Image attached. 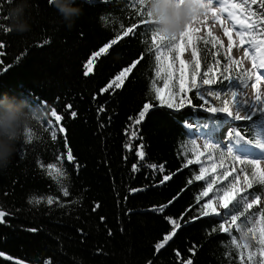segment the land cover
I'll return each mask as SVG.
<instances>
[{
  "label": "trees",
  "instance_id": "trees-1",
  "mask_svg": "<svg viewBox=\"0 0 264 264\" xmlns=\"http://www.w3.org/2000/svg\"><path fill=\"white\" fill-rule=\"evenodd\" d=\"M30 3L27 16L31 31L17 34L0 29V42L4 44L0 48V94L27 100L44 118L36 126L32 142H19L11 164L0 171V208L13 214L6 217L8 223L0 224V252L5 253L0 264H15L17 260L25 264H183L189 257L193 264H238L235 253L225 255L228 235L210 233L212 225L219 222L211 217L184 225L159 251L155 246L170 230L165 217H180L194 203L199 184L203 183L186 185L190 168L196 165L178 171L186 159L194 158L199 151L197 147L182 156L184 146L191 147L190 142L195 140L196 144L201 141L202 146L209 141L223 149L231 141L238 147L229 133L235 129L252 139L251 126L259 123L261 116L257 114L253 121H237L199 107L179 111L158 107L136 126L143 139L130 141L128 136L133 129L125 132L132 123L129 117L135 118L150 98V80L161 85L154 76L155 50H149L151 33L145 31L151 29L150 24H140L133 29L135 34L122 35L127 27L148 19L146 8L141 17L137 15L141 6H129L128 0H77L83 15L69 30L49 0ZM10 6L8 0H0V24L5 26L9 25L5 17ZM117 34L122 38L107 54L97 58L92 74L85 76L83 65L87 59ZM45 40L50 43L38 46ZM196 47L205 66L211 44L198 40ZM141 54L143 59L127 74L124 86L112 95H101L100 89ZM227 84L225 81L213 87L223 91ZM193 103L200 101L193 97ZM66 105H71V109L66 111ZM101 106L105 111L98 115ZM53 107L64 117L60 124L66 130L65 134H58L56 142L46 130V112ZM71 111L77 113L75 118ZM223 131L225 144L214 137ZM65 135L79 163L77 170L73 163L63 161L67 178H62L61 183L68 187V197L37 165V160L44 164L54 162V153L65 151ZM128 143L131 149L124 147ZM140 143L145 146L142 160L135 155ZM134 163L136 172H132ZM149 164L163 165V175H175L159 184L161 173L153 175ZM224 166H231L230 158L225 157ZM49 195L59 198V202L28 203L32 196ZM166 205L163 213L152 210ZM31 228L38 231H27ZM233 233L236 234L235 229ZM193 245L197 246L195 255L188 251ZM8 256L14 259L8 260Z\"/></svg>",
  "mask_w": 264,
  "mask_h": 264
},
{
  "label": "snow or ice",
  "instance_id": "snow-or-ice-1",
  "mask_svg": "<svg viewBox=\"0 0 264 264\" xmlns=\"http://www.w3.org/2000/svg\"><path fill=\"white\" fill-rule=\"evenodd\" d=\"M8 2L10 3V0ZM128 4L129 6L139 4L141 8L137 15L141 17L145 15L144 0H128ZM253 6L256 7L253 8ZM200 8L203 9V12L195 15L192 22L178 36L168 38L155 33L152 29H145L151 33L149 50H155L154 76L160 79L161 85L157 86L155 79L150 80V98L143 103L135 118L129 117L132 123L125 129V132L127 133L129 128H132L128 139L130 141L133 139L142 140L143 138L139 135V128L136 126L145 120L151 110L158 107L177 111L185 107H199L209 113H223L226 117H231L237 121H253V117L259 114L261 116L260 122H253L251 126L254 131L252 139H248L241 131L234 129L229 133V136L235 138V145L238 147H234L230 141L226 148L222 149L219 144L205 141L203 148L210 150L207 154L196 151L194 158L185 160L182 169L178 171L193 165L197 166L190 168L191 175L186 180V185L190 187L194 183H203L199 184L200 191L194 196V203L180 217L176 219L165 217L170 223V230L155 247L157 251L163 248L184 225L195 223L205 217H211L218 219L219 222L212 225L210 233H225L229 237L228 241L224 243L227 249L226 256H232L235 253L238 264H264V91L261 88V85L264 84V0H202ZM225 13L227 14L226 18ZM146 16L148 19H141L137 24L127 27L122 35L135 34L133 29L139 27L140 24H151V13L146 12ZM199 16H203L204 20L198 19ZM209 16L213 25L219 23L223 29V35L228 40L226 49L223 42L215 37L208 40L196 35L200 28L199 26L193 28V21L200 25ZM228 21L231 22L230 25ZM0 29L10 32L9 27L4 24H0ZM234 35L236 40H234ZM207 36L212 37V32L209 31ZM185 37H187L186 42L192 45L191 61L180 58V53L183 51L180 41L184 40ZM121 38L122 36L117 34L115 39L93 52L83 65L85 69L83 74L85 76L92 74L97 58L102 54H107L108 50L116 45ZM198 40H203L205 45L211 44V48L206 52V59H209V62L205 64L203 71L202 61L196 49ZM47 43H50V40H45L38 46L42 47ZM218 44L219 49H217ZM3 47V42H0V48ZM233 48H236L237 51L243 49V56H233ZM212 49L217 50L212 51ZM173 51L176 53L175 59L167 55ZM2 54L0 53V55ZM218 56L221 58H217ZM142 59L143 54L131 65L122 68L118 74L109 80L106 86L100 89L101 95L104 93L112 95L115 89H121L127 74ZM177 59L179 60L178 68L176 67ZM244 61H248L250 67H245ZM0 64H3V61H0ZM221 65L223 66L221 67ZM225 81L228 82L226 90H217L213 87L216 84L223 85ZM249 88L253 90V98L251 99L247 97ZM189 93L192 95L190 96ZM193 97L198 99L200 103L194 104ZM71 107V105H66L65 110L67 111ZM233 107H235V113ZM103 111H105L103 106L98 108V115ZM241 111H246V114L241 116ZM70 115L75 118L77 113L71 111ZM46 116L48 117L46 130L49 132L51 140L56 142L58 134L63 135L66 132L63 125L60 124L64 117L58 114L54 107L46 112ZM189 127L192 126L189 125ZM33 135H30L25 143H31ZM190 144L191 147L184 146L185 153H182V156L197 149L195 140H192ZM64 147V152L54 153V162L44 164L37 160V165L46 170L45 174L53 178L62 195L68 197L70 196L69 189L61 183L62 178H67L63 161L73 163L77 170L79 163L67 145L66 135L64 136ZM124 147L131 149L132 145L128 143ZM144 147L143 143L136 146L135 155L139 160L145 156ZM201 157H204L203 161ZM225 157L230 158V167L224 166ZM217 161H219V167L222 169L220 172L217 170ZM147 167L154 170L153 175H156L157 172L161 173L159 184L166 183L175 175V173L163 175V165L149 164ZM136 171L138 168L134 163L132 172ZM241 177H243V181ZM218 184L219 186H217ZM138 190L143 189H131L130 191ZM178 198L179 194L174 197V200ZM58 202L59 198L50 195L32 196L28 200L29 204L34 203L36 205L41 203L53 205ZM172 202L174 201H169V204ZM166 207L167 205L152 210L163 213ZM189 213L194 214L189 215ZM12 215L11 212L0 208V224L8 223L6 217ZM180 221H183V224ZM233 229H235L236 234L233 233ZM27 231L34 233L38 229L31 228ZM109 235H111V231H109ZM196 249L197 246L193 245L188 251L195 255ZM4 256L5 253L0 252V257ZM176 256L179 260L180 253L178 250ZM7 259L11 261L14 258L8 256ZM15 264H25V262L17 260ZM45 264H51V262L46 261ZM183 264H193L192 258H187Z\"/></svg>",
  "mask_w": 264,
  "mask_h": 264
},
{
  "label": "clouds",
  "instance_id": "clouds-1",
  "mask_svg": "<svg viewBox=\"0 0 264 264\" xmlns=\"http://www.w3.org/2000/svg\"><path fill=\"white\" fill-rule=\"evenodd\" d=\"M202 0H144L146 12L151 13V29L168 38L178 36L193 17L203 12ZM64 25L70 30L83 15L77 0H51ZM8 20L10 32L24 34L31 31L27 12L30 0H10ZM44 114L27 100L8 93L0 94V171L6 170L16 154L17 144L27 142ZM34 136V135H33Z\"/></svg>",
  "mask_w": 264,
  "mask_h": 264
},
{
  "label": "rangeland",
  "instance_id": "rangeland-1",
  "mask_svg": "<svg viewBox=\"0 0 264 264\" xmlns=\"http://www.w3.org/2000/svg\"><path fill=\"white\" fill-rule=\"evenodd\" d=\"M224 15H225V18H226L227 14L225 13ZM198 19L204 20V17L203 16H199ZM228 23H229V25L231 24L230 21H228ZM197 26H199V28H200L199 33H196L197 36H201V37L207 38L208 37L207 33L209 31H211L213 36L210 37V38L215 37L219 41H222L223 45H224V48L225 49L227 48L228 40H227V37L223 35V29L220 27L219 23H216L215 25H213V21H212L210 16L203 24H200V25H197L195 23V21H193V28H195ZM236 39L237 38L234 35V40H236ZM186 41H187V37H185L184 40L180 41L181 48L183 49V51L180 53V58L184 59L186 61H191L192 60V56H191L192 45L187 43ZM196 49H197V47H196ZM197 54L200 57L198 49H197ZM167 55L170 58H172V59L176 58V53L174 51L170 52V53H167ZM232 55L233 56H237V57L243 56V49H240L239 51H237L236 48H233ZM244 66L245 67H250V63L248 61H244ZM176 67L177 68L179 67V60L178 59L176 60ZM203 70H204V65H203V62H202V71ZM261 88H262V91H264V84L261 85ZM247 97L250 98V99L253 98V90L251 88H249L247 90ZM233 111L235 113V107H233ZM245 114H246V111H241L240 112L241 116H244ZM229 118H231V117H229ZM214 137L216 139H218L222 144L227 143V139H226L224 131L219 133V134H215ZM197 144H198L199 151L205 152V154H207V152L210 151V150H206V149L203 148L201 141H197ZM201 160L203 161L204 157H201ZM206 163H210V162H206ZM217 166H218L217 170L219 171L221 169L219 167V162H217ZM241 180L243 181L242 178H241ZM221 211H223V210L221 209Z\"/></svg>",
  "mask_w": 264,
  "mask_h": 264
},
{
  "label": "water",
  "instance_id": "water-1",
  "mask_svg": "<svg viewBox=\"0 0 264 264\" xmlns=\"http://www.w3.org/2000/svg\"><path fill=\"white\" fill-rule=\"evenodd\" d=\"M4 257H5V256H4ZM4 257H3V258H4Z\"/></svg>",
  "mask_w": 264,
  "mask_h": 264
}]
</instances>
